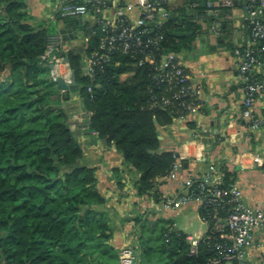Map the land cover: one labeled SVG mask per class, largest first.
<instances>
[{"label": "trees", "instance_id": "obj_1", "mask_svg": "<svg viewBox=\"0 0 264 264\" xmlns=\"http://www.w3.org/2000/svg\"><path fill=\"white\" fill-rule=\"evenodd\" d=\"M195 2H199L196 9ZM208 2L166 5L168 19L149 32L159 38V53L192 51L193 42L214 21L220 32L229 29L230 7L213 6L217 15H208ZM83 31V52L76 47L58 56L69 58L76 92L89 114L88 128L114 144L124 163L140 173L135 181L137 195L159 203L163 199L158 178L169 175L177 161L175 151L161 150L159 127L194 110L205 113L203 102L191 91L181 95L191 81L176 77L174 63L158 70L160 56L155 64L140 63L142 55L118 49L110 63L95 75H86L84 56L101 53L104 33L99 23ZM50 35L49 26L30 14L26 0H0V264H119L111 242L114 220L105 209L107 198L99 188L97 169L82 163L84 150L71 128L65 106L70 95L66 97L51 76L52 63L42 60ZM187 125L198 127L194 121ZM221 172L223 186L235 183L236 173L223 163ZM201 182L197 180L191 189L197 191ZM199 212L208 230L194 254L189 235L166 219L155 218V223L142 215L128 219L136 228L140 264L163 260L164 264H212L223 240L209 239L212 209L202 206ZM160 222L166 225L154 235ZM146 233L150 235L145 237Z\"/></svg>", "mask_w": 264, "mask_h": 264}, {"label": "crops", "instance_id": "obj_2", "mask_svg": "<svg viewBox=\"0 0 264 264\" xmlns=\"http://www.w3.org/2000/svg\"><path fill=\"white\" fill-rule=\"evenodd\" d=\"M71 1L73 0H26L30 14L37 21L58 20L59 30L65 24L74 26L78 19L83 20V28L79 30L78 36L66 41L67 50L83 46L84 27L94 26L99 18L89 15L67 21L60 15L58 5ZM223 1L232 2L226 16L229 29L215 35L210 31V26L193 42L192 51L177 53L191 76V81L203 85L200 99L206 112L196 110L185 119H176L169 126L159 127L161 150L175 151L178 164L177 178L169 175L158 178L159 190L163 201L180 195L182 181L202 172L210 162H219L236 173L235 182L242 188L246 203L264 209V90L259 94L253 109L256 116L263 118V124L254 130L250 128L251 116L242 108L244 93L240 86L239 59L235 55V48L233 49L246 45L250 29L241 0H209L213 5ZM108 2L109 7L102 13L101 18L112 19L116 5L125 0ZM168 2L170 7L176 8L183 0ZM126 16L134 21L138 12L134 9L128 10ZM68 68L67 65L62 66L64 72ZM256 76L264 81V70L257 72ZM68 104L75 107L68 110ZM65 106L70 114L71 128L84 150L82 163L97 169L99 188L107 198L105 209L114 220L115 231L111 242L118 253L131 243L135 233V225L128 219L138 215L148 216L152 223L158 217L175 220L181 215L194 216L207 226L206 231L197 236L184 232L195 239H201L205 235L208 225L202 219L196 202L165 210H161L159 204L157 213L150 212L154 201L148 195L138 196L135 189V181L140 173L124 163L123 155L114 144H109L107 140L89 130V114L79 93H76L73 100L66 101ZM188 121L196 122L198 127L190 128ZM115 169H119V174ZM185 228H188L187 222ZM260 235L264 240V231L260 230ZM249 260V264H264V254L261 257L253 254Z\"/></svg>", "mask_w": 264, "mask_h": 264}, {"label": "built area", "instance_id": "obj_3", "mask_svg": "<svg viewBox=\"0 0 264 264\" xmlns=\"http://www.w3.org/2000/svg\"><path fill=\"white\" fill-rule=\"evenodd\" d=\"M241 2L250 33L246 45L242 48L238 47L234 52L239 59L240 86L244 93L242 108L251 116L250 128L255 130L263 124V118L256 116L253 109L259 94L264 90V81L255 79L256 73L264 70V0H241ZM168 4V0H125L116 5L112 19L101 18L102 13L109 7L108 0L62 2L58 5V11L64 18H82L89 15L99 17L97 23L101 25L104 33L100 43L101 53H93L85 57L83 68L86 75H95L98 68L112 61L111 54L120 49L133 56L142 55L140 63L155 64L160 56L158 70L164 71L166 67L174 63L176 77L180 81H191V76L177 57V53H159V46H157L159 38L149 35V32L168 19L169 11L166 6ZM218 5L231 6L232 2L223 1ZM198 6L199 2L193 4L194 9ZM213 6L216 5L208 2V15H217ZM132 9L138 12V17L134 21L126 16V12ZM210 31L218 35L220 24L214 21ZM66 50V40L63 36L60 33L51 34L42 60L55 64L51 73L55 80L63 77L66 83L71 85L73 72L70 65L66 62L65 55L58 56ZM66 65L69 68L67 72H64L62 66ZM161 81L164 80L161 79ZM188 91L199 99L203 93V85L191 81L188 88L181 90V95ZM221 165L222 163L219 162H210L202 172L186 178L180 184L182 188L180 195H174L159 203L151 199L154 205L150 212L157 213L159 204L161 210H165L181 208L189 202H196L199 207L211 208L213 225L209 239L215 237V239L223 240L218 244L219 253L211 263L220 264L221 261H225L228 264H249L251 255L258 254L261 257L264 254V240L260 235V230L264 231V209L246 203L243 190L236 182L228 186L222 185ZM169 176L178 177L177 163L174 164ZM199 179L202 182L197 191L192 190V185ZM188 240L191 244V253H196L200 239L189 236ZM140 261L141 250L134 237L131 243L119 252V264H140Z\"/></svg>", "mask_w": 264, "mask_h": 264}, {"label": "rangeland", "instance_id": "obj_4", "mask_svg": "<svg viewBox=\"0 0 264 264\" xmlns=\"http://www.w3.org/2000/svg\"><path fill=\"white\" fill-rule=\"evenodd\" d=\"M67 20H71L74 19L73 17H66ZM44 23H46L49 28H50V32L51 34H59V28L57 26L58 20L55 19H48L45 20ZM76 90H71L70 91V100H73V98L76 96ZM73 104H68V110H70L71 108L75 107ZM167 221H169L170 223H172L174 226L182 229L183 231L192 234L194 236L200 235V232H204L207 229V226L200 222V220L197 217L194 216H178L177 218H175V220H171V219H167L164 218ZM188 223V228H185V223ZM163 225H166V222H160L159 226L157 227V230L155 231L154 235H158L160 232V229ZM150 233H146L145 237L149 236ZM135 237V235H133V238ZM127 246V245H126ZM115 250L117 251V249L115 248ZM165 261H161L160 264H164ZM152 264H158L155 261Z\"/></svg>", "mask_w": 264, "mask_h": 264}, {"label": "water", "instance_id": "obj_5", "mask_svg": "<svg viewBox=\"0 0 264 264\" xmlns=\"http://www.w3.org/2000/svg\"><path fill=\"white\" fill-rule=\"evenodd\" d=\"M205 5V1H203V6ZM82 19H78L76 21V24L74 26H71L69 24H65L60 30L59 33L63 36V38L67 41L70 39H75V37L78 36L79 30H81L83 27L81 25ZM179 36H189L191 35L190 32H177L176 33ZM81 52H83V46L80 47ZM66 62L69 63V58L66 57ZM50 67L53 69L55 67V64H51ZM73 83L71 85H68L63 77H58L56 79L58 83V87L62 89L66 97H69V92L71 90H76L78 88V85L75 82V74L73 73Z\"/></svg>", "mask_w": 264, "mask_h": 264}]
</instances>
